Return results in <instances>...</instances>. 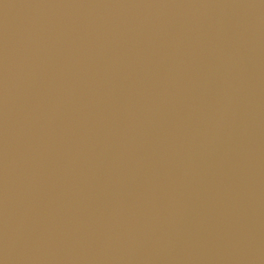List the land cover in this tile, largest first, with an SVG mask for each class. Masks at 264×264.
Masks as SVG:
<instances>
[{"label":"water","instance_id":"obj_1","mask_svg":"<svg viewBox=\"0 0 264 264\" xmlns=\"http://www.w3.org/2000/svg\"><path fill=\"white\" fill-rule=\"evenodd\" d=\"M0 264H264V0H0Z\"/></svg>","mask_w":264,"mask_h":264}]
</instances>
